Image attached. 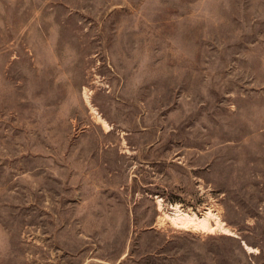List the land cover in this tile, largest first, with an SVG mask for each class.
I'll list each match as a JSON object with an SVG mask.
<instances>
[{"label":"rangeland","instance_id":"1","mask_svg":"<svg viewBox=\"0 0 264 264\" xmlns=\"http://www.w3.org/2000/svg\"><path fill=\"white\" fill-rule=\"evenodd\" d=\"M0 264H264V0H0Z\"/></svg>","mask_w":264,"mask_h":264},{"label":"bare ground","instance_id":"2","mask_svg":"<svg viewBox=\"0 0 264 264\" xmlns=\"http://www.w3.org/2000/svg\"><path fill=\"white\" fill-rule=\"evenodd\" d=\"M168 217L173 224L179 225L186 229L190 227H194L195 229L199 228V229L206 231L211 228L209 220L206 217L200 218L195 213L190 214L188 212L183 211L180 208L177 209V211L175 212L173 216L168 215ZM216 223L219 227H222V229L228 231V229L224 227L225 223L221 221L219 217L217 218ZM246 247H247L246 249L251 250V247L249 246H246Z\"/></svg>","mask_w":264,"mask_h":264}]
</instances>
